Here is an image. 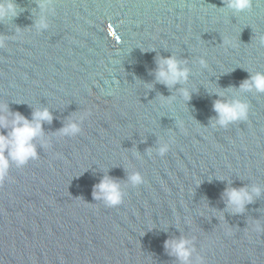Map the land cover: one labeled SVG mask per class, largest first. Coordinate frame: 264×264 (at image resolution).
I'll return each mask as SVG.
<instances>
[{
    "label": "water",
    "instance_id": "water-1",
    "mask_svg": "<svg viewBox=\"0 0 264 264\" xmlns=\"http://www.w3.org/2000/svg\"><path fill=\"white\" fill-rule=\"evenodd\" d=\"M51 2L47 28L40 0H17L20 15L0 21V104L54 117L43 125L52 146L37 142L39 159L0 184V264H180L165 241L181 237L192 264H264V231H253L264 225V93L239 90L264 72V0L238 15L223 0ZM171 55L190 76L169 88L155 70ZM217 99L247 102L248 120L211 127ZM85 113L81 134L57 136ZM134 171L145 184L128 181ZM105 175L121 182L119 206L93 197ZM253 185L261 194L231 212L225 189Z\"/></svg>",
    "mask_w": 264,
    "mask_h": 264
},
{
    "label": "clouds",
    "instance_id": "clouds-1",
    "mask_svg": "<svg viewBox=\"0 0 264 264\" xmlns=\"http://www.w3.org/2000/svg\"><path fill=\"white\" fill-rule=\"evenodd\" d=\"M222 11L233 14H241L252 8L253 0H223ZM39 7L42 13L36 21L37 28L49 27L47 17L43 12L54 10L51 0H40ZM17 0H0V21H8L16 18L23 11ZM8 37L0 36V47L5 46ZM259 43L264 45V36L259 37ZM157 68L155 70L156 81L172 88L176 84H184L190 76V69L185 66L186 62L177 59L174 55L162 57L158 56ZM201 67H208L203 58L199 60ZM250 72V71H249ZM249 79L245 80L240 86V92L255 91L264 93V72H250ZM181 94L184 100L191 99V92L187 88H182ZM216 94L220 97L226 95L225 92L217 90ZM171 103V100L161 101V106ZM250 105L240 99H217L214 102L213 110L217 113V118L211 121V127L217 125L227 127L237 121L248 120ZM90 115L85 113L78 118H70L67 124L57 133L59 137H75L82 133L80 121ZM53 114L48 108H37L32 112L31 119L25 117L20 112H10L8 104H0V184L8 177L13 164L18 168L27 165L30 161L38 160L37 142L45 149L52 146L50 137L44 132L45 122L51 123ZM180 127H183L182 122ZM174 141L163 143L158 151L160 156H164ZM151 155V150H149ZM128 181L133 186H140L146 183L144 175L139 171L132 172ZM262 192L260 186L253 185L251 188L244 186L240 188L228 187L225 189L224 197L227 208L236 214L243 213L248 204L254 201L256 196ZM93 197L95 200L103 201L107 207H116L124 202L125 193L121 182L105 175L103 179L94 186ZM253 231L260 233L264 231V225L257 223ZM192 240L186 238L169 239L165 241V248L170 255L178 258L180 264H192V254L194 252ZM197 264H205L203 257H197Z\"/></svg>",
    "mask_w": 264,
    "mask_h": 264
}]
</instances>
